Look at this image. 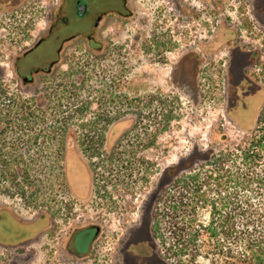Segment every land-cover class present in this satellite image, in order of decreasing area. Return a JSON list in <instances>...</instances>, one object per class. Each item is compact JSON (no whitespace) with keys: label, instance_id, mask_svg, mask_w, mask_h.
Instances as JSON below:
<instances>
[{"label":"flooded vegetation","instance_id":"obj_1","mask_svg":"<svg viewBox=\"0 0 264 264\" xmlns=\"http://www.w3.org/2000/svg\"><path fill=\"white\" fill-rule=\"evenodd\" d=\"M171 1L179 16H188V6ZM251 2L253 18L246 31L251 35L257 27L262 34L251 44L241 29L231 30L228 58L241 66L226 73L225 84V114L248 131L264 108V0ZM148 24L142 0H0V104L5 100L7 105L0 109V264H96L100 259L103 264H169L154 231L157 203L169 188L159 194V177L151 180L153 166L146 172L144 199L129 194L127 200L124 187L108 190L98 172L99 163L120 156L117 149L127 145L147 106L159 98L152 90L146 95L149 105L142 101L148 70H139L133 92L126 79L132 69L128 54L158 56L156 40L143 42ZM214 41L200 40L198 49L187 44L173 61L170 78L176 68L187 78L188 59L204 62L214 50L206 46ZM74 53H89L92 62L114 58L119 71L82 100L78 89L86 73L78 76ZM244 85L250 88L241 95ZM63 90L69 93V108L62 106ZM14 98L25 105L14 109ZM237 108L240 121L233 115ZM157 136L138 147L157 148ZM47 159L57 166L59 182L49 204L42 168ZM29 163L42 166L31 170ZM174 170L168 164L160 178L171 180Z\"/></svg>","mask_w":264,"mask_h":264},{"label":"rangeland","instance_id":"obj_2","mask_svg":"<svg viewBox=\"0 0 264 264\" xmlns=\"http://www.w3.org/2000/svg\"><path fill=\"white\" fill-rule=\"evenodd\" d=\"M176 1L178 0L174 1L175 4ZM142 2L149 19L148 26L143 30V42L151 45V41L156 40L158 56L151 59L152 55L138 58L136 55L128 54L126 63L132 69L127 68L128 78L126 79L129 81L128 86L131 92H133L135 91L134 86H137L138 83L139 70H148L150 78L143 81L142 95L144 98L142 101L144 104L148 102L149 105L151 100H147L146 95H149L152 90L159 93V98L154 101L153 106H147L152 109H150L151 112L148 108L144 111L143 122L141 125L139 124L138 131L131 135L127 145L117 149L122 152L120 156L113 161L99 163L100 179L105 180L104 184L108 190L124 187L127 200L130 198L129 194L134 196L141 194L140 198L144 199L148 192L144 188L146 172L151 171L153 166L154 176L151 177V180L154 183L155 177H159V194H162V188H169L162 195L159 203L156 202L157 209L155 211L158 227L154 231L163 257L169 264H230L219 258H211L202 254V247L199 245H197V254L194 250L195 254L186 252L182 256L174 255L171 248L174 249L172 244L179 240L178 228L184 224L187 225L188 219H192L195 214L200 223H202V218L209 219V212L202 210V200L198 201L201 198L192 200L197 195L191 193L193 186L191 184L190 187L186 186L184 181L192 178L190 175L198 173V183L202 184V163L206 162L209 155L226 145L247 140L249 134L258 124L248 131L237 127L231 119L232 115L225 114L226 73L241 66V62L235 60L236 58L233 61H229L228 58L230 44L234 38L231 30L235 27L241 29L243 34L250 36L249 38L244 36V38L251 44L257 43L258 37L262 34L256 29L257 27L253 28L254 32L251 35L248 34V23H252L253 18L251 14L252 2L251 0H179L178 2L188 6L185 8H189L186 13L187 17L179 16L178 12L172 9L171 0H142ZM185 8H183V12ZM247 29L248 31H246ZM205 39L208 41L215 39V41L206 46V49L214 50L208 54L204 62L197 61L194 57L188 59V77L185 78V74H181L180 69L176 68L174 78L171 79V65L173 61H176L179 53L187 44L198 49L202 42L200 40ZM172 44H174L173 52L170 51L167 55L165 51L170 50L171 48L168 46ZM73 55L75 56V53ZM109 59L101 58L92 62L89 53H78V56H75L74 60L78 62L77 67L79 68L78 76L83 77L82 73H86L87 80L79 85L82 91L80 99L85 100L92 92H98L103 88L106 77L113 75L114 71H119L118 62L114 58ZM199 63L201 72L199 82L196 83V69ZM67 67L68 64L64 65L62 69ZM152 79L154 82L151 83ZM237 83L236 81L234 85ZM243 88L245 91L241 95L246 94L250 87L244 85ZM15 92L16 95L17 86H15ZM62 92V106L64 108L71 107L69 93L64 90ZM22 101V99L14 98L13 108L19 110L23 107ZM3 102L4 104H0V109L7 108L6 101L3 100ZM166 109H170L169 113L172 111L173 117L170 122L166 120V115L169 114ZM233 115L240 121L238 108L233 112ZM20 122L16 121L14 124ZM156 133L158 135L157 148L150 147L146 150V148L138 147L140 143H150L151 135H156ZM141 156L146 157L144 159L148 161V164L141 159ZM152 161L153 164H151ZM172 163L175 169L173 178L169 180L164 175V178L161 179L163 169ZM40 165L42 166V164H37L34 167L36 166L39 170L38 166ZM43 165L46 200L48 204L54 203L59 183L55 174L57 166L48 159L43 162ZM155 167L157 168L155 169ZM182 175H184V179L176 183V178ZM148 186L152 187L151 184ZM180 194H187L189 206L185 207L186 211L182 212V208L176 213L170 208L167 200ZM193 201L196 211L191 209L194 207ZM196 202L198 203L196 204ZM174 224L177 228L173 227ZM40 261L43 262L42 259ZM86 261L80 260L76 264H87ZM103 263L102 259L96 262V264ZM147 264H153V261Z\"/></svg>","mask_w":264,"mask_h":264},{"label":"trees","instance_id":"obj_3","mask_svg":"<svg viewBox=\"0 0 264 264\" xmlns=\"http://www.w3.org/2000/svg\"><path fill=\"white\" fill-rule=\"evenodd\" d=\"M172 117L171 111L166 115L167 122ZM29 166L35 168L33 163ZM183 176L177 177L176 183ZM190 177L185 176L188 181L184 183L193 186L191 193L197 196L192 200L201 198L198 201L202 200V210L209 212V219L202 218L200 223L192 213L195 215L187 220L188 224L178 228L179 240L172 244L173 254L196 253L199 245L202 254L230 264H264V108L247 140L212 152L202 163V184L198 183V173ZM187 198V194H180L167 201L177 213L189 206ZM195 207L194 203L191 209L196 211ZM157 227L156 218L154 229Z\"/></svg>","mask_w":264,"mask_h":264}]
</instances>
